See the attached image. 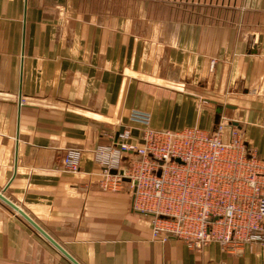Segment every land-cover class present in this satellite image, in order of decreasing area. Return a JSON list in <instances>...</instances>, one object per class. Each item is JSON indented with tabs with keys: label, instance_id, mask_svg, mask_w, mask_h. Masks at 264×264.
I'll list each match as a JSON object with an SVG mask.
<instances>
[{
	"label": "crops",
	"instance_id": "obj_1",
	"mask_svg": "<svg viewBox=\"0 0 264 264\" xmlns=\"http://www.w3.org/2000/svg\"><path fill=\"white\" fill-rule=\"evenodd\" d=\"M101 2L0 0V191L81 264H264V239L235 252L154 239L132 182L102 187L97 151L138 137L140 110L157 129L226 119L264 158V0ZM0 264L73 263L0 199Z\"/></svg>",
	"mask_w": 264,
	"mask_h": 264
},
{
	"label": "built area",
	"instance_id": "obj_2",
	"mask_svg": "<svg viewBox=\"0 0 264 264\" xmlns=\"http://www.w3.org/2000/svg\"><path fill=\"white\" fill-rule=\"evenodd\" d=\"M130 118L142 126L138 137L127 129L97 148L102 187L132 182L134 209L150 216L154 239H179L198 252L212 243L235 252L264 239V158L241 130L226 119L211 131L153 128L151 113L140 110ZM78 156L65 160L71 171Z\"/></svg>",
	"mask_w": 264,
	"mask_h": 264
},
{
	"label": "rangeland",
	"instance_id": "obj_3",
	"mask_svg": "<svg viewBox=\"0 0 264 264\" xmlns=\"http://www.w3.org/2000/svg\"><path fill=\"white\" fill-rule=\"evenodd\" d=\"M161 1L162 4L168 5V6H181L182 8H188L192 7L199 8V10L202 11L209 8L210 0H102L101 7H109V4L111 3L112 8L118 9V10H135L142 8L144 4L147 2H156ZM216 4V3H215Z\"/></svg>",
	"mask_w": 264,
	"mask_h": 264
},
{
	"label": "water",
	"instance_id": "obj_4",
	"mask_svg": "<svg viewBox=\"0 0 264 264\" xmlns=\"http://www.w3.org/2000/svg\"><path fill=\"white\" fill-rule=\"evenodd\" d=\"M115 172V171H114ZM0 199L8 204L11 208L21 214L35 229H37L51 244H53L70 262L81 264L74 258L59 242H57L49 233H47L33 218H31L22 208L12 202L5 194L0 191Z\"/></svg>",
	"mask_w": 264,
	"mask_h": 264
}]
</instances>
